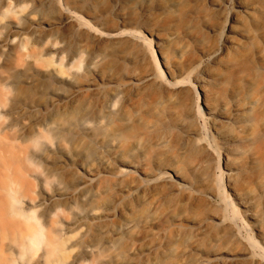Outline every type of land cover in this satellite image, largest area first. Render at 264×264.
Listing matches in <instances>:
<instances>
[{
    "label": "rangeland",
    "instance_id": "obj_1",
    "mask_svg": "<svg viewBox=\"0 0 264 264\" xmlns=\"http://www.w3.org/2000/svg\"><path fill=\"white\" fill-rule=\"evenodd\" d=\"M234 12L238 16L233 20L229 14ZM216 48L222 52L217 61L210 57ZM149 73L150 82L130 87ZM198 74L209 80L207 101L195 81ZM0 76L7 87L0 120L16 137L14 152L0 148V178L12 162L18 170L15 176L34 183L32 198L23 199V208L36 211L43 224L49 218L50 195L90 179L77 164L84 151L99 153L105 135L115 130L124 132V146L130 134L143 137L142 149L111 156L110 168L101 169L98 180L89 184L90 190L100 189L97 197L64 205L56 228L66 240L65 264L78 257H86V264H150L152 259L184 264L220 245H238L229 244L233 230L261 246L242 264L264 258V154L250 146L228 164L235 168L229 179L225 145L214 121L222 124L227 137L238 130L225 127L223 118L210 116L207 109L228 103L222 115L237 113L235 103L255 100L251 124L256 136L264 137V0H0ZM175 83L192 85L199 116L191 107L183 113L179 100H169V87ZM76 89L75 101L65 97ZM116 89L121 93L112 100L107 119L64 122V107L95 116ZM18 110H23L21 116L15 115ZM52 111L59 115L57 122L44 129L41 119ZM165 128L166 139L159 143ZM190 130L196 133L188 135ZM202 140L216 150L214 160L199 147ZM129 161L138 167H128ZM165 172L172 174L170 182L158 180ZM45 179L50 183L42 187ZM156 182L160 207L154 222L139 223L117 247L104 248L100 228L105 224V199L113 202L109 222L115 224L124 205L145 207L126 188L152 189ZM235 192L254 197L258 219L250 217ZM2 203L0 255L17 264H44V245L20 257L13 241L22 227L15 226L20 218H10ZM200 220L208 221L203 230L194 226ZM87 248L93 249L89 256ZM182 249H188L185 256Z\"/></svg>",
    "mask_w": 264,
    "mask_h": 264
},
{
    "label": "bare ground",
    "instance_id": "obj_2",
    "mask_svg": "<svg viewBox=\"0 0 264 264\" xmlns=\"http://www.w3.org/2000/svg\"><path fill=\"white\" fill-rule=\"evenodd\" d=\"M217 7L223 8L222 4H217ZM250 9V7L248 8ZM248 11V10H247ZM238 13L229 14V18L235 19L237 18ZM116 36V35H112ZM171 39V36L168 38ZM221 50L216 48L210 52V57L213 60H218L221 56ZM136 79V78H134ZM152 80V73L146 74L145 76L137 79V82H131L130 87L138 89L141 85H144ZM195 81L199 85V88L203 91L204 98L207 101L209 99V91H206V85L208 84V78L205 76L196 75ZM93 88L98 91L99 88L96 84H92ZM4 88L6 84L4 83V78L0 76V108L6 105V93L4 92ZM264 88V82L262 85ZM80 89H76L71 93L65 96L71 101H75L76 95ZM170 97L169 100L172 103H179L180 108L183 109V113L187 110L189 111L190 107L193 108L194 116H199V111L194 110V105L196 103V99L193 92L192 85H182L179 83H175L169 87ZM121 91L116 89L112 90L109 93V97L105 99L102 105V110L97 115H90L89 113L82 112L81 109L73 108L71 110H67L64 107V122L71 121L79 124H87L90 122H102L107 119L108 114L112 109V100L117 98L120 95ZM56 95H59L56 92ZM179 100V101H178ZM243 102V103H242ZM241 103L234 104L233 107L237 110V113H228L226 115H222V110H226L228 108V103H224L222 106L218 107L217 105H211L208 107V114L212 117L221 116L223 118V123L227 126H235L237 128V133L227 137L222 130V124H216L217 121H214L216 134L220 137L222 142L225 145V169L226 175L230 179L233 177L235 173L234 167H229V163H233L239 155L246 154L249 151L250 146H254V149L257 152H260L262 155L264 154V137L260 138L256 136L254 133L255 130L252 128V111L254 110L255 100L246 101L243 99ZM55 104V102H54ZM242 104V106H240ZM177 104V108H178ZM36 109L33 108V111ZM239 111V112H238ZM23 114V110H18L15 112L16 116H21ZM58 113L55 111L50 112L46 117L41 119V124L44 129L51 128L57 122ZM4 117V114H0V118ZM188 117V116H187ZM10 126H6V124L0 120V148L8 147L10 151H13L16 148V137L11 131ZM167 128H165L161 133H159L157 142H164L166 139ZM45 132V131H44ZM44 132H41L40 136H46ZM195 130H190L187 132L188 135L195 134ZM124 132L121 130H115L105 135L104 145H102L99 153L94 156L90 155V152H83L81 155V159L77 163L78 166L85 171L90 179L80 181L72 190L64 193L62 190H57L54 194L50 195L48 198V215L49 218L45 224L41 222L39 217L36 215V211H26L23 208V199L32 198L31 193L35 191V185L30 180L22 177H17L18 170L14 168V164L11 162L9 166H7L8 172L5 178H0V200H2V205L9 215L10 218L14 219L16 217L20 218V221L15 226H22L18 234L14 237L13 241L16 243L18 252L20 257L28 256L31 252H35L42 245H44V264H65V257L67 253L66 249V240L60 233L58 232L56 226L61 223L63 215H64V205L66 207L72 206L73 202L77 199L85 200L87 203L100 194V189L90 190L89 184L98 180L100 177L101 169H109L110 168V158L111 156L121 157L128 152H132L135 150H140L144 147L143 137L136 134L126 135L127 141L124 146L122 135ZM199 147L206 151L209 158L214 160L216 157V150L213 146L202 140L199 144ZM179 149H182L179 148ZM14 152V151H13ZM13 155V154H12ZM31 160L30 158H28ZM264 162V155L262 158ZM130 168H137V164L134 161H129L126 163ZM27 172V171H25ZM31 171H29L30 173ZM173 174L185 181L177 171L173 170ZM21 173H23L21 171ZM161 182H170L172 180V174L165 172L162 176L158 178ZM49 180L45 179L41 181L42 187H45L49 184ZM159 185V182H156L153 185L152 189H146L141 186L134 187L129 186L128 191L129 195L133 198H137L139 202L144 205L143 208H138L133 204H127L121 207L118 213L121 216V220L118 223L111 224L109 221L112 216H114L112 203L109 202L108 199H105L104 204L106 205L105 211L102 216V220L104 221V225L100 228V231L104 235V239L102 242V246L107 249H111L117 247L120 242L122 236L124 234H128L132 230L136 228L139 223L148 224L150 222H154L156 211L160 207V202L156 199L155 188ZM214 195L213 192H211ZM3 195V196H2ZM236 197L240 201L241 205L248 210L250 213V217L252 219H258L260 213L253 209V199L254 197L245 195L243 193L235 192ZM236 210V209H235ZM87 215L93 213L92 209H87ZM218 218V217H217ZM207 220H200L195 223L197 230H203L202 228L206 225ZM260 232L262 231V227L259 228ZM246 240V241H245ZM243 239L236 230L232 231L230 235L229 244L231 242H237L238 245L235 247H231L230 245H220V247L203 253L202 257H195L193 260L185 262L184 264H242L243 261L248 258L250 254L253 253L255 249L260 248L257 243L252 240ZM92 246L90 244L88 247ZM200 250L199 247L195 248ZM87 255L89 256L93 249L87 248ZM149 251L153 250V247L148 248ZM133 252V249H131ZM181 255L185 256L188 253V249H182ZM88 259L86 257H78L76 258L72 264H86ZM0 264H17L16 260L4 259L0 255ZM150 264H160L157 259H152ZM257 264H264V258L259 259Z\"/></svg>",
    "mask_w": 264,
    "mask_h": 264
}]
</instances>
